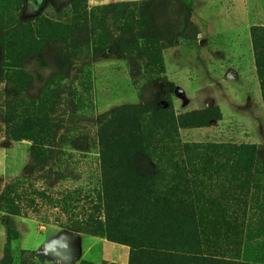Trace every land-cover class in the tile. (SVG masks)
<instances>
[{"label":"rangeland","instance_id":"obj_1","mask_svg":"<svg viewBox=\"0 0 264 264\" xmlns=\"http://www.w3.org/2000/svg\"><path fill=\"white\" fill-rule=\"evenodd\" d=\"M82 1L23 0V21L68 22L76 34L63 40L43 31L40 54L19 64L18 80L3 79L0 47V264H129V246L70 225L73 214L89 211L85 197L99 184L100 127L117 113L118 122L132 125L133 106L153 113L143 128L165 141L147 151L156 171L167 161L162 147L167 159L202 167L196 184L186 174L181 182L182 220L198 233L194 240L187 235V244L212 248L232 264H264V89L257 62V51L264 60V0ZM74 6H87V15L74 14ZM7 17L0 12L1 21ZM100 38L107 52L94 57ZM34 106L43 133L53 136L43 144L53 154L42 162L32 142L16 139L29 136ZM193 113L206 127L168 138L169 127H178L168 115ZM236 145L254 147L258 158L252 164L225 151L180 149ZM15 182L23 183L11 211L5 200ZM238 194L245 197L233 203ZM74 199L82 201L72 203L78 209L66 208Z\"/></svg>","mask_w":264,"mask_h":264},{"label":"trees","instance_id":"obj_2","mask_svg":"<svg viewBox=\"0 0 264 264\" xmlns=\"http://www.w3.org/2000/svg\"><path fill=\"white\" fill-rule=\"evenodd\" d=\"M82 3V0H76ZM23 0H0V10L8 14L6 21H1L0 27L4 30L0 36V47L3 52L2 60L5 62L3 79L9 82L18 80L19 65L24 59L40 54V40L43 31H52L53 38L63 40L71 39L76 34L70 23L63 21L29 19L23 21ZM82 8V13L79 10ZM87 6H74V14L87 15ZM0 11V12H1ZM39 22V24H37ZM47 34V33H46ZM259 35L264 36V28L259 30ZM257 37V38H256ZM254 42L258 41V34L253 36ZM103 39H97L93 43L92 56L98 57L107 52V47ZM101 47V48H100ZM260 51H257V62L260 67L261 82L264 89V60ZM13 78V79H12ZM33 112L29 113L30 129L26 138L18 137V141L28 140L32 142V152L36 161H44L48 154H53L43 147V144L53 140V136L43 133L40 127L42 119L39 109L33 107ZM130 119L135 121L131 124H123L116 119L123 116L117 113L110 116L106 124L99 130V165L100 177L98 187L85 197V202L90 205L89 211L85 213L73 214L76 220H72L70 229L75 233L105 236L113 243L129 246V264H232L230 259H226L213 252L210 248L207 253L201 250L196 244H187V235L190 240L198 237L195 228L186 225L182 220L183 207L187 202L186 197L181 192L185 181L184 175L191 177V181L196 184L199 173L202 169L199 163L186 164L184 161H172L167 159L164 149L161 155L165 158L158 171L151 166V158L147 151L153 145L163 146L165 142L161 136L147 133L143 125L145 116H150L144 108L133 106ZM153 112V111H152ZM155 114L154 116H159ZM178 127H169L168 138L173 134L177 136L178 129L189 127H206L198 123V113L181 115L175 118ZM175 143L172 141V144ZM203 150L205 148L225 151L235 154L236 158H252V164L258 152L254 147L245 145L239 146H180L184 151ZM199 152V151H198ZM180 154V153H179ZM177 155L178 158L181 155ZM197 154V153H196ZM174 157L173 155L169 158ZM251 164V165H252ZM250 165V166H251ZM159 177V180L157 177ZM23 182H15L7 188L6 203L11 206V211L15 210L12 199L15 198L18 188ZM162 191H166L163 194ZM159 193V197L157 194ZM244 194H238L233 203L242 202ZM73 202L81 203L79 199H74L66 203V208L77 210ZM20 214V211H14ZM10 245L7 242V247Z\"/></svg>","mask_w":264,"mask_h":264},{"label":"crops","instance_id":"obj_3","mask_svg":"<svg viewBox=\"0 0 264 264\" xmlns=\"http://www.w3.org/2000/svg\"><path fill=\"white\" fill-rule=\"evenodd\" d=\"M115 256V255H114Z\"/></svg>","mask_w":264,"mask_h":264}]
</instances>
